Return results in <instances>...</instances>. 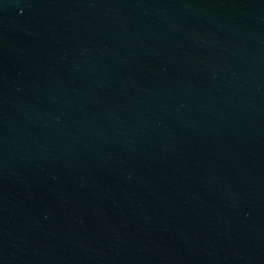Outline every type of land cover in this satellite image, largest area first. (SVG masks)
I'll return each instance as SVG.
<instances>
[{
	"label": "water",
	"instance_id": "water-1",
	"mask_svg": "<svg viewBox=\"0 0 264 264\" xmlns=\"http://www.w3.org/2000/svg\"><path fill=\"white\" fill-rule=\"evenodd\" d=\"M0 264H264V0H0Z\"/></svg>",
	"mask_w": 264,
	"mask_h": 264
}]
</instances>
